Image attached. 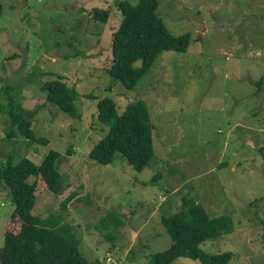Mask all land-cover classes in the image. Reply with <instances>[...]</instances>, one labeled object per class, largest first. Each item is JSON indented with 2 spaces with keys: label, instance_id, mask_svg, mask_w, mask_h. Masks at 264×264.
Segmentation results:
<instances>
[{
  "label": "rangeland",
  "instance_id": "obj_1",
  "mask_svg": "<svg viewBox=\"0 0 264 264\" xmlns=\"http://www.w3.org/2000/svg\"><path fill=\"white\" fill-rule=\"evenodd\" d=\"M117 1L0 0V160L39 163L58 152L60 187L39 183L32 212L58 213L90 263L106 264L109 252L114 264H146L170 244L162 214L188 197L232 218L231 232L199 244L205 252L264 264V0H157L169 31L189 33L188 48L162 51L130 89L107 74ZM95 8L110 10L106 21L92 16ZM57 77L78 92L73 113L45 101L41 84ZM105 96L118 112L146 103L154 156L142 170L118 152L108 164L89 157L108 132L110 121L97 117ZM9 102L33 111L42 142L5 137ZM13 208L2 183L0 251ZM172 264L200 262L181 256Z\"/></svg>",
  "mask_w": 264,
  "mask_h": 264
},
{
  "label": "trees",
  "instance_id": "obj_2",
  "mask_svg": "<svg viewBox=\"0 0 264 264\" xmlns=\"http://www.w3.org/2000/svg\"><path fill=\"white\" fill-rule=\"evenodd\" d=\"M157 5V0L117 1L121 19L111 33V62L107 74L125 88H132L162 51L185 52L188 48L189 33L170 32L156 12ZM1 9L0 4V13ZM109 13V9L95 8L92 16L106 21ZM41 90L45 92L46 102L70 113L76 109L74 101L78 92L68 87L61 77L44 81ZM7 112L11 126L5 130V137L43 141L35 136L31 127L28 116L33 111L28 112L19 104L9 102ZM97 117L110 123L108 132L91 148L89 157L108 164L118 152L136 170L148 165L154 156V147L143 100L130 102L118 112L112 98L102 97L98 100ZM263 150L264 145L258 148L260 153ZM57 156V151L49 150L39 163L27 157H21L15 163L10 159L0 160V184L9 188L14 204L4 233L0 264H104L102 261L90 263L80 256L79 242L68 235L69 228L60 223L58 213L40 217L32 212L39 183L51 191L60 187V174L55 166ZM72 197L73 194L68 195L60 204L64 206ZM161 222L170 236V244L164 250L152 253L146 264H172L181 256L197 259L200 264H229L230 251L211 254L199 244L231 232L230 215H209L199 202L184 197L180 209L162 214Z\"/></svg>",
  "mask_w": 264,
  "mask_h": 264
},
{
  "label": "built area",
  "instance_id": "obj_3",
  "mask_svg": "<svg viewBox=\"0 0 264 264\" xmlns=\"http://www.w3.org/2000/svg\"><path fill=\"white\" fill-rule=\"evenodd\" d=\"M105 261H106L105 262L106 264L114 263L113 257H112V255L110 253H108Z\"/></svg>",
  "mask_w": 264,
  "mask_h": 264
},
{
  "label": "clouds",
  "instance_id": "obj_4",
  "mask_svg": "<svg viewBox=\"0 0 264 264\" xmlns=\"http://www.w3.org/2000/svg\"><path fill=\"white\" fill-rule=\"evenodd\" d=\"M109 253V252H108ZM108 255V254H107ZM114 264V263H113Z\"/></svg>",
  "mask_w": 264,
  "mask_h": 264
}]
</instances>
